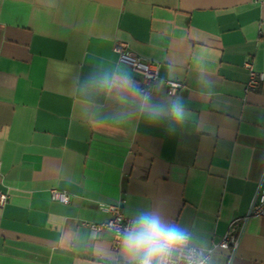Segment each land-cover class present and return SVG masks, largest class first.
Returning <instances> with one entry per match:
<instances>
[{
  "label": "crops",
  "instance_id": "obj_1",
  "mask_svg": "<svg viewBox=\"0 0 264 264\" xmlns=\"http://www.w3.org/2000/svg\"><path fill=\"white\" fill-rule=\"evenodd\" d=\"M262 19L254 0H0V264H138L84 225L117 201L209 264H264V215L231 258L215 246L264 183V79L247 88L243 67L264 73ZM116 41L159 62L148 93Z\"/></svg>",
  "mask_w": 264,
  "mask_h": 264
},
{
  "label": "built area",
  "instance_id": "obj_2",
  "mask_svg": "<svg viewBox=\"0 0 264 264\" xmlns=\"http://www.w3.org/2000/svg\"><path fill=\"white\" fill-rule=\"evenodd\" d=\"M254 1L262 2L264 0ZM261 24L264 25V19L261 20ZM113 51L116 53V62L127 65L138 76L137 90L142 94L148 93L157 78L159 62L131 52L128 49L127 43L124 41H116L113 45ZM243 67L248 74L247 88L256 87L264 79V73L256 71L249 60L246 59L244 61ZM166 84L169 95L176 94L181 87V83L175 80H166ZM49 192L52 200L61 203L68 201V196L64 191L58 190L57 188H50ZM6 201L7 194L0 191V207ZM100 209L107 212L109 216L105 220L98 222H84V225L88 226L92 234H96L105 229L110 230L112 233L111 246L117 250L120 247L126 230L131 228V219L124 214L122 201L101 204ZM260 215H264V183L262 182L258 184L247 213L244 216L230 220L226 233L215 246L222 249H229L231 258L240 242L247 220L250 217ZM185 236L187 238V245L182 251L169 255V264H189L190 259L201 260L203 264H209L208 251H203L201 248L190 244L188 234L185 233ZM138 264H140V261Z\"/></svg>",
  "mask_w": 264,
  "mask_h": 264
},
{
  "label": "clouds",
  "instance_id": "obj_3",
  "mask_svg": "<svg viewBox=\"0 0 264 264\" xmlns=\"http://www.w3.org/2000/svg\"><path fill=\"white\" fill-rule=\"evenodd\" d=\"M110 87L112 83L105 78ZM123 86H131L128 77H124ZM171 115L182 120L185 112L179 102L174 103ZM187 245L185 233L175 226L168 227L159 217L144 215L133 222L121 240V249L126 259L140 260V264H169V255L183 250ZM144 257V259H140ZM189 264H203L201 260H189Z\"/></svg>",
  "mask_w": 264,
  "mask_h": 264
}]
</instances>
